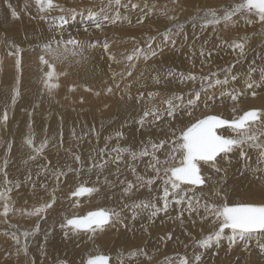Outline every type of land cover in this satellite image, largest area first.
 Masks as SVG:
<instances>
[{
	"label": "snow or ice",
	"instance_id": "snow-or-ice-1",
	"mask_svg": "<svg viewBox=\"0 0 264 264\" xmlns=\"http://www.w3.org/2000/svg\"><path fill=\"white\" fill-rule=\"evenodd\" d=\"M4 2L10 10L11 17L19 19V13L16 9L13 8L8 0H4ZM36 5L41 13L59 7L52 0H36ZM121 8L129 12L139 10V12L143 13V17L138 15V23H144L149 13H156L164 20L175 22L165 25V29L161 33L160 42L155 47L153 42L156 37H150L146 48H135L132 54L126 57L128 61L131 62L143 56L144 61L147 62L158 55L157 49L162 53L165 47L169 45L173 49L176 48V37L183 34L184 27L178 23L175 11L170 10L167 4L161 5L158 0H153L151 4H149L148 0H143L142 3L139 0L137 2H133V0H126V2L108 0V4H102L98 10L87 9L86 12L79 13L83 18L84 31L87 32L89 28L103 30L109 24L115 25L118 21L126 20L127 16H123L120 12ZM60 11L63 12L64 9L61 8ZM218 11L220 10L209 9L203 11L202 14H198L193 18V29L198 26L201 32L209 28L214 30L221 23L225 25L230 23L233 16L237 14H248L258 18V22L264 24V0H243L242 3L232 6L230 10L227 7L224 8L222 14H218ZM41 18L43 19V16ZM59 19L61 39L55 41L57 45L55 49L52 48V42L45 44L44 52L47 55H51L54 59H66L69 51H71L72 55H76V50L85 46L72 37L71 34H69L68 39H63L65 26L69 25L70 21H74L76 16H61ZM248 22L251 23V20ZM184 38L187 39L186 36ZM217 38L219 39V37ZM246 39L247 37H243L240 38V41H245ZM11 47L14 50L10 51L9 55L16 57L15 68L17 73H19L21 69V50L18 45H12ZM229 47L234 52L238 50V57L240 58L246 55V44L244 42L232 41L229 43ZM103 49L108 52L109 45L105 43ZM212 52V49L205 50L202 47L199 55L201 57H211ZM109 59L114 60L115 57L109 55ZM260 60L264 62V54L260 56ZM40 62L49 68L45 76L44 85L49 94H51L52 90L58 86L50 82L54 79L53 65L45 60L43 56H41ZM236 63H239V59H237ZM234 68L235 64H232L221 71L212 72L206 76L202 75L200 77V87L188 91L187 94L164 95L168 91L167 89L146 93L149 100L154 101L159 98V104L163 107L152 105L143 108L136 123L141 128L145 127V125L160 127L163 123H167L171 128V137L159 139L158 141L149 139L139 151H134L128 147H120L119 145L111 149L106 145L104 148L99 149V160L90 158L91 163L87 166V171L91 172L93 169H99L102 172L108 165H115V181H109L105 177L103 183L106 185L118 184L120 187V208L119 210L111 208L90 211L86 216H65L59 222L64 239H69L71 236L80 233H88L94 238L98 233H105L120 226L127 229L129 226L128 221L136 222L145 212H148L149 217L154 221L161 213L167 215L170 205L172 207H180V211L175 216V221L184 224L186 219L185 211L187 212V218L190 219L194 215H199L200 209L203 208L201 220L213 218L214 228L209 234L197 241L198 248L210 249L214 245L218 246L226 238L230 246L241 245L243 252L254 257L249 261V264H264V186L261 187L259 193L260 202H248L244 199V194L234 188L231 191L229 190L228 169L223 167L222 164L224 161L231 164V158L235 155L238 160H243L244 162L243 169L240 171L241 175H245L251 170L256 174L257 180L264 182V109H251L244 111L242 115H235L236 105L241 97L245 95V88L264 87V64L258 66L253 61V64L245 73L244 87L240 89H237L236 85L239 84L241 77L233 71ZM257 72L259 73L258 79L255 75ZM127 75L131 76L132 72H127ZM176 76L177 73L169 69L158 72L152 79L155 85H161L162 82L170 83ZM179 77L180 82H183L184 79L195 82L197 79L192 74L185 77L184 73H180ZM113 82L115 88L120 89V84L115 82V77H113ZM16 85L10 92V104H6L0 110V127L7 128L9 126V107L15 108L17 100L21 96L18 86L19 80L16 81ZM131 86V84H128L126 88ZM87 90L90 91V89ZM106 92L109 94L113 93V87H108ZM252 94L254 96L256 93L253 92ZM96 95H99V93L97 92ZM225 97L233 101L232 112L234 118L229 119L220 113L211 111L217 99L223 100ZM121 98L123 99L124 97L122 96ZM128 99L143 101L145 93H139L135 98L128 95ZM201 106L207 111L201 112L199 116L195 115ZM181 114L189 118L187 122L182 119ZM28 116L31 117L32 113L29 112ZM176 123L180 125L178 130L175 128ZM28 127L30 131L23 143L30 151L28 152V160L25 163L44 157L45 149L49 145L47 136L39 144H36L34 133L31 131V123L28 124ZM92 131L94 129L89 130V132ZM226 132L229 134H226ZM58 135L60 137L58 145L62 146V130ZM72 135L75 139L83 138L82 136L77 137L75 131H73ZM123 136V132L117 131L114 138L119 140ZM112 138L109 137V139ZM14 143L15 141L13 140L6 144L7 157L11 156ZM250 150H255L256 153V167L254 169L252 164L249 163ZM161 151L165 155L164 159H161L158 155ZM112 153H115V155ZM125 156L129 157L132 163H129ZM7 157L0 162V185L3 186L2 190H0V206H2L0 216L5 218L13 210L10 194L21 187V183L14 182L9 178V159ZM145 157L149 159L145 164V174L141 175L137 171L134 162L137 160L143 161ZM73 159L76 164L81 166L80 168L69 167L67 171H64L62 166L54 165L49 159L48 163L43 165L36 173L37 177L42 173L45 176L51 173L58 184L52 190L48 200L27 213L29 216L46 219L48 210L52 209L57 203L56 191H58L60 178L62 176L66 177L68 173H74L76 177L81 175L86 166L80 155L74 154ZM122 164L133 179L120 178ZM100 172L97 173L96 183H99ZM25 179L31 182L35 191L36 181H33L32 173L29 172ZM158 182L159 186L157 187ZM145 187L148 188L150 194L146 200L140 199L137 195ZM40 188L44 189L45 192L48 191L47 184H40ZM154 190L157 193L155 203L151 197V193ZM100 191L99 187H88L81 183L70 192L69 199L77 198L78 200L81 197L91 196L93 193H99ZM205 192L211 193V199L204 197L203 194ZM237 197H239V200L236 199ZM193 223H195L194 220ZM39 230L40 226L37 223L32 232L26 230L20 235L12 234L11 239L17 246V255L21 253L25 257L29 255L28 238L39 232ZM143 230L148 232V228ZM5 235H8V233L6 232ZM48 235L50 233L45 234V244H47ZM21 237H23V243ZM173 238L174 234L171 233L162 237L165 241ZM254 238H256V251L253 253L250 252V247ZM40 250L42 253L45 252L43 245L40 246ZM138 253L143 254L149 264H152V257L148 256L143 249H138L137 252H130L128 256L132 258L137 256ZM201 259V255L198 254L194 255L192 259L183 256L179 258L178 264H200ZM117 262L118 264H125L122 252L117 253ZM28 264H36V262L35 260H30ZM60 264H69V262L65 260L61 261ZM82 264H112V260L110 256L97 254L94 257L90 256ZM167 264H177V262L170 260Z\"/></svg>",
	"mask_w": 264,
	"mask_h": 264
},
{
	"label": "rangeland",
	"instance_id": "rangeland-1",
	"mask_svg": "<svg viewBox=\"0 0 264 264\" xmlns=\"http://www.w3.org/2000/svg\"><path fill=\"white\" fill-rule=\"evenodd\" d=\"M189 1H192V0H158V2L161 5L167 4L170 10L175 11V15L178 17V23L181 22V21H179L181 19V17L192 18V20H193L194 15H193L192 11H195L196 9L191 7L190 4H192V6H193L195 2L190 3ZM8 2L19 13V19H13L11 17V13H10V10H9L7 4L4 2V0H0V104L6 102L5 103V105H6L7 102L10 101V99H9L10 96L9 97L6 96V92L8 91L7 90L8 88H5V86L7 84L5 82H8L7 78L5 77L8 73V72H6L7 70H9L11 72V74H15V75H13L14 79L16 77H17L16 78L17 80L20 79L18 86H19L20 91H21V96L17 100L15 108H11V107L9 108V116H10L9 126L7 128L2 127L0 129V131L2 132V133H0L1 136H3L2 134H4V137H5L3 139V137L0 136V145H1L0 146V156H3V155L5 157L7 156L5 153L6 152L5 149L2 150V148L6 147V145H5L6 139L8 142L14 140L16 143L17 138L19 139V136H17V135L22 132V129H23L22 123L24 120L23 118L26 115H28V113H29L28 108L24 107L25 106L23 104L24 102L22 103V101H24V99H25V98H23V97H25L24 92L28 91V89H30L29 86L24 87V84H26L28 81H29L28 83L31 82L33 85L35 84V82H37L36 88H38L40 91L39 98L42 97V99H41L42 101L39 98L35 99L36 103L34 102V105L35 106L37 105V107L32 106V108L30 109L32 116L31 117L26 116L28 119V122L31 123V125H32L31 131L36 135V137H35L36 144H39L41 141L37 137L42 130L41 125H39V123H40L39 120L44 115H45L44 117H47L46 115H49V117H47L48 120L44 118V120L47 122L46 124L48 127L47 130L45 129L46 136H51L53 139L57 138V134H53L51 132V125H52L51 122L55 123V121L57 122V123H55L57 125H59L58 123H60V124L63 123L60 126H62L61 129H62V133L64 134L63 135L64 139L62 138L63 139L62 146H59L56 144L57 148L59 147L56 150L59 151V149H60V152L62 150L65 152V153L61 152V153H63V155H62L63 157L59 156L57 159L55 157H51V155H48L49 151L45 149V152L47 151L46 152L47 154L45 153L47 156L45 155L44 157L38 158L35 161H28L27 163L20 165L18 167V171H17L18 173L13 172V170H11L12 165H13L12 164L13 163V157L8 158L9 159V167L8 168L10 169V170L8 169L9 176L12 175L11 179L14 182L21 183V187L19 189L13 191V193L14 192L16 193V191H17V195L15 194L17 196V198L15 197V195L13 193L10 194L11 200H13L11 203L21 204L20 206H23V207H26L28 203L31 204V201H30L31 198L32 199L33 198H35V199L39 198V200L41 198L42 199L44 198V200H45L51 194L48 192H52V190L55 187H57L58 182L55 179V177H53L51 175V173H49L47 176H45L43 173L39 177H37V175L35 176V174L40 170V168L43 165L48 163L49 159L52 161L53 164L63 166L62 168L64 171H67V169L69 167L76 168V169L81 167L80 165H78L74 162V159H73L74 154H78L81 156L86 167L88 166L87 164L89 162H91V160L89 161V159H87V157H85V155H84V152H85L84 150H86V148L84 149L83 140H81V139L75 140L73 135L69 136L68 138L67 137L65 138V136H66L65 135L66 124H67V126L69 124H70L69 126H71V124L73 123L72 127L75 126L76 128H73L72 130H75L77 137H79V136L81 137V135L83 134V131L81 129L84 125H86L85 119H87L89 129H94V131L91 132V137H90V140H92V138L94 139L93 134H95V132H96V125H98V129H100V126H99L100 121L106 120L107 125H109L113 122H118V120H116V118H115L116 107H118L117 100L119 98H121L122 96L123 97L128 96V95L136 96V95H139V93H145V98L148 99L147 95H146L147 92H149V91L156 92V91H159L161 89H167L168 90L167 92L164 93V95L181 94V93L187 94L188 91L198 89L200 87V77L202 76V74H203V76H206L212 72L221 71L222 69L229 67L232 64H235V66L238 67L239 65H241L245 62V60H246L245 58H247V55L248 56L250 54L252 55L255 52L254 50L256 48L258 49L259 47L262 46L261 42H258L257 44L253 43L254 45L251 46L252 40H250V38L254 35H257L259 33V30L254 31L256 29L246 28L242 31L243 33H247V34H245L247 36V39L245 41L246 55L242 58L239 57V63H236L237 60L233 61L232 63L229 62V63L225 64L223 67L217 68L216 69L217 71L216 70H214L212 72L208 71L207 73H204L206 71H203V68L205 67V65H201L199 62H197L200 60L199 58H201V56L199 55V52H197V51H195V49H193V47H195L196 45H190L191 49H189V51L184 49V48H181V47L179 49V47H177L180 44L179 41H177L175 49H173L170 45L165 47V49L162 53L159 52V49H157L158 55L154 58L149 59L147 62L144 61L143 56H141L139 59H134L133 61L130 62L126 59V57L128 55L132 54V52L135 48H137V47L142 48V49L146 48V45L149 42L150 37H156V40L153 42V46L155 47L156 44H158L160 42L161 33L164 31L165 25L173 23V22H169V21L167 22V20H164L161 16H159L156 13H153V14L149 13V15L147 17L148 19L145 18L144 23H138V20H137L138 15L143 17V13L139 12V10L129 12V11H126V10L121 8L120 9L121 14L123 16H127L126 20L118 21L115 25L109 24V25L105 26V28L103 30H96L94 28H89V30L87 32H85L84 31L83 18L79 15V13L86 12L87 9L98 10L102 4L107 5L108 0H52V2L55 5H58L59 7L55 8L53 10H49L45 13L38 12L39 14L36 13V11H38V7L36 5V0H8ZM122 2H126V0H122ZM133 2H137V0H133ZM139 2L142 3L143 0H139ZM148 2H149V0H148ZM152 2H153V0H150L149 4H151ZM60 3H63L64 5H61ZM25 5H27V7H25ZM181 5H184L183 9L181 8ZM188 5L190 7H186ZM218 6H220V5H218ZM61 8L64 9L63 12L60 11ZM209 8H213V7L203 6V8H199L198 11L209 10ZM213 9L220 10V8H213ZM72 15H75L76 19L74 21H70L69 25H66L67 28H69V29L65 28L66 30H68V33L66 34L67 37L64 39H67L69 37V34H71V36L74 37L75 39L79 40L81 42V44L84 43L83 45L85 47L87 45H90V43H92V45H93L92 47H94L96 50H98L99 52L102 53L104 60L101 57V64H100L101 73H100L98 80L96 79L94 81H86L83 79L84 81H86V83L83 82V80L81 83V81H80L81 78L77 77V74L75 73L76 67L73 66V63H74L73 59L78 58V56L81 55L80 51H83L84 47H83V49H77L76 50L78 55H72L71 51H69L70 54H68V55L71 57V59L73 58L72 60L69 59L70 57L68 55H67L68 56L67 59L62 58L65 61L62 59L58 60V59H54V58H49V57H51V55L49 56V55L45 54L44 45L49 43V42H52L53 43L52 48L53 49L56 48L57 45H56L55 41L61 39V36L58 35V32L56 31V34L53 36L55 38H50V37H40V38L36 37L35 38L34 36L31 35L32 31L35 28L43 27V26H40L42 24H46V25L49 24L47 26L52 27L53 29L60 30V28H59L60 19L59 18L61 16L67 17V16H72ZM41 16H43V19L41 18ZM12 19L14 21L13 24L11 22ZM185 22H187V23H185ZM191 22L192 21H184L183 23H185V25L183 23H181V24L186 26V27L183 26L184 28H187L188 26L192 27ZM197 28H199V27L197 26ZM184 30H186V29H184ZM251 31H253V32H251ZM81 35H83V36H81ZM238 36L239 37H237V38L235 37L236 40L234 38H228V39L229 40L231 39L232 41L238 40L239 42H244V41H240V38H243L242 37L243 35L242 36L238 35ZM176 38L179 39L181 37L178 36ZM228 39L226 40V43H230L228 41ZM43 40H44V42H43ZM93 43H95V44H93ZM105 43H107L109 45L108 52H105L103 49V45ZM12 45H18L20 50H21V52H20L21 69H20L19 73H17L16 68H15L16 57L9 55V52L14 50V48L11 47ZM227 45H229V44H227ZM175 50H179L183 53L187 52L186 56H188L189 59H186V60H188V61L186 63L185 62L179 63L180 61H178V65H180V66H178L179 69H177V70L174 69L175 73H177V76H176V78H173L170 83L162 82L161 85H155L154 80L152 79L154 77L153 75H156V74H154V73H156L155 71H157V69L160 68L162 63L168 61V59L171 60L173 58H176ZM193 53H195V55H193ZM109 55L114 56L115 59L114 60L109 59ZM39 56L40 57L43 56L45 60L47 59V61H49V63L52 64L53 68H54V78L55 79H53L50 82L52 84H55L58 86L52 90L51 94H49V92L45 88V85L43 82L45 80L44 75L46 76L45 73H47V71H49V68L47 65L42 64L40 62ZM205 57H207V56H205ZM205 57H202V58H205ZM30 59H32V60H30ZM36 62L41 64V65L37 64ZM136 62H140V63H138V65H137ZM207 62H211V60L207 59ZM25 64H27L28 66ZM31 64H33L34 66L33 65L30 66ZM61 64H62V66H61ZM12 65L14 66L13 67L14 72L12 71V68L9 69V67ZM35 65H36V67H35ZM37 65H39V66H37ZM137 66L141 67V68L139 69ZM237 67L234 68L235 72L237 71L236 70ZM151 68H152V70H151ZM153 68H155V70ZM133 70H135V71H133ZM129 71L132 72L131 76L127 75V72H129ZM180 73H184L185 77L188 76L189 74L195 75L197 78L195 81L196 83H193V81H190L187 79H184L183 82L178 81V80H180L179 79ZM245 73H246V71H245ZM245 73L243 76L239 74V76L241 77L240 82H239L240 85L237 84L236 87H238V88H242V86L244 87ZM121 74H124V75H121ZM37 75L39 76V78ZM255 75L258 79L259 73L257 72ZM113 77H115V82L120 84V89L115 88L114 82H113ZM34 79H37V80L35 81ZM174 79H176L177 81H173ZM14 82L15 83H13L14 84L13 87H16L17 86L16 81H14ZM31 83H30V86L32 85ZM65 83H67V84H65ZM128 84H131L132 86L130 88H126V86ZM37 85H38V87H37ZM21 87L23 89V92H22ZM108 87H113V93L109 94L106 92V89ZM261 88H264V87H261ZM87 89H90V91ZM263 91H264V89H258L255 92L256 94L254 96H253V94H249V95H245V97L247 96L246 98L244 96L241 97L240 101L236 105V111H238L244 103H247L249 101L247 98L263 96V93H264ZM10 92H11V90H10ZM97 92L99 93V95H96ZM44 93H46V94H44ZM4 94L6 97L2 98L3 97L2 95H4ZM56 97H57V99H56ZM1 98L3 99V102L1 100ZM4 99H6V100H4ZM158 100H159V98L154 100L152 102V105L160 106ZM150 101H152V100H150ZM221 101L226 102V98H223V100H221ZM154 102H155V104H154ZM8 104H10V103H8ZM5 105L3 104L2 106H5ZM160 107H163V106L161 105ZM18 109H20V111H18ZM261 109H264V106ZM21 110H24V111L22 112ZM43 111L44 112L49 111V112L44 114ZM19 112L21 114H19ZM228 112H229V110H228ZM53 113H55V114H53ZM52 117H54L55 121ZM57 117H59V119ZM14 120H16V121H14ZM51 120H53V121H51ZM64 121H66L67 123ZM49 123H50V125H49ZM10 125L14 126V127L11 128ZM165 125H166V128L168 129L169 125L167 123H163L162 127H164ZM39 127H41V128H39ZM162 127H161V129L163 130L162 133L165 134L162 136L163 139H164V137H171V130L169 129L170 132L168 131V133L166 134L165 133L166 129H164ZM11 129L12 130L15 129V130L19 131L20 133H18L17 131L15 133V130L12 131ZM176 129L178 130L179 128L176 127ZM4 130L6 131L7 136H5ZM10 130L13 133H11ZM7 131L10 132L11 135ZM29 131H30V129H29ZM29 131L27 130L26 135L28 134ZM117 131H121L124 133L123 130H117ZM47 132H48V134H47ZM149 133L150 132H146L145 134H149ZM124 136L126 138L129 137L125 133H124ZM6 137H8V138H6ZM109 137H113V138L110 140ZM25 138L26 137L24 136V139ZM122 139H124V138H122ZM57 140H59V138H57ZM105 141L107 142V143H105L107 146H108V144L113 145L112 142H115V143L119 142V140H117V139L115 140L114 135L108 136L105 139ZM68 142H71V143H69L70 145L68 144ZM95 142L97 143L98 141H95ZM57 143H58V141H57ZM75 144H77V145H75ZM78 146H80V147H78ZM53 148L54 147H52V149ZM55 148H56V146H55ZM55 148L53 150H55ZM1 151L2 152L5 151L4 152L5 154L4 153L2 154ZM250 151L253 152V154H251V157L249 159V163L252 164V167L254 169L256 167V164L254 162L256 160L255 159L256 153H255V150H250ZM13 152H14V144H13V148H12V153ZM162 152L163 151H161V153ZM67 153H68V156H71V158L69 157L70 159H68V160L66 157H64L65 154L67 156ZM71 153L73 155H71ZM83 155L85 158H83ZM114 155H115V153H114ZM4 156L1 157L0 162L3 161L2 159L5 158ZM86 156H87V153H86ZM92 157H93V153H92L91 158ZM52 158H55V159L53 160ZM95 158H97V160H99L98 155ZM26 160H28V156H27ZM65 160H66V163L68 161L67 164L65 163ZM53 161H55V162H53ZM238 161H239V163L237 162L235 164L236 169H234L233 173L231 172L228 174L229 190L231 191L234 188L238 192H240L241 194L245 193L246 195L244 194V199L247 200L248 202L259 203L260 202L259 193L261 191V187L264 186V182L257 180L256 174H254L251 170L247 172V175H241L240 171L243 169L242 166L244 165V162H243V160H238ZM136 162L137 161H135L134 163H136ZM238 166H240V167L238 168ZM29 172H31L34 175V176H32L33 181H36V183H40V184L43 183V184L48 185V191L45 192V195L43 193L39 194L40 190L34 191L32 188L31 182L26 181L25 178ZM13 173L17 174V175H14ZM68 174L72 175L74 173H68ZM231 175H233V176H231ZM63 177L67 178L68 175L66 177L62 176V178ZM248 178L250 180H247ZM63 181H65V180L63 179ZM63 181L61 179V182L58 185V188H59L58 191L61 190L62 185L64 183ZM245 181H246V183H245ZM248 181H249V183H247ZM158 185H157V187H158ZM0 186H2V185H0ZM51 187H52V190H51ZM2 188H3V186H2ZM2 188H0V190H2ZM67 188H69V187H66L64 190H66ZM143 189H146V188H143ZM241 189H243V190H241ZM58 191H56V192H58ZM146 191L149 192L148 189H146ZM140 192H141V190H140ZM154 192H155V190L152 192V194ZM139 193H137L138 196H139ZM205 193H207V192H205ZM41 194H43V196ZM248 195H250V196H248ZM252 195L254 196V198L251 197ZM14 197H15V199H13ZM84 197H86V196H84ZM84 197H81L79 199H82ZM28 198H30V199H28ZM58 199H59V197H58ZM72 199H74V198H72ZM75 199H77V198H75ZM236 199L239 200V197H237ZM44 200H43V202H44ZM24 203H26V205ZM179 211H180L179 206L172 207L170 205L168 214L167 215H165L164 213L161 214L162 215L161 222L166 223V225L164 227H158L157 221H155V220L153 221V219H148L147 216H149V214L147 212L143 213L145 216L144 228H148V232H146V236L143 238V245L148 246V245L152 244L156 240V238H158V237H161V239H162V237H165L169 233L174 234V238L172 240L165 241L163 239L164 240V246L157 250V251L162 250L163 253L161 255H165L164 257H162L164 259L163 261L160 259V264L161 263L167 264V262L170 260H175L178 264V260L180 257L187 256L189 259H192L194 257V255H197V254L201 255V257H202L200 264H249V261L254 258L253 256H249L248 253L243 252L241 245L230 246L229 242L226 238L224 240H222L218 246L214 245L210 249L204 250V249L198 248L197 247V241L199 240V237L201 235L205 236L209 232H211L213 229H210V227L199 229L196 233L197 235L195 238L187 240V241L182 243L181 239L183 237H182V234L180 233V231L178 230V227L176 226L178 224V222L176 223V221H175V216L177 215V213ZM11 212L12 211H10V213L8 215V216H10V218H9L10 220H11V217L13 216V212L12 213ZM185 217H186V219H188L186 211H185ZM43 220H45V219H43ZM11 222L16 223L14 221H11ZM12 223H8L6 220L1 221L0 222V234H5L6 232L9 233V229H10V226ZM38 233L39 232H37L36 234H38ZM85 234H87V233H85ZM122 235L128 236L129 234H126V233L120 234V236H122ZM38 236L40 237V235H38ZM255 239L256 238L253 239V242H252L251 247H250V252H253V253L256 251ZM54 243L60 244L62 246L63 250H61V252L56 251V250L53 251L49 247H44L45 253H46L45 256L50 260V261L48 260L50 263L47 261L46 264H60L61 260L65 261V259H66V261L70 262L72 257H71V255L66 254V253H68L66 244L63 241H61L60 239H56L54 241ZM30 246H34V243L30 244ZM2 248H3V246H0V249H1L0 253H1V251H3L2 255L0 254V262L3 261L4 262L3 264H15L14 262L11 263L10 262L11 258L8 259L9 257H7V256H10L8 254L9 251L7 252V250H10L13 248H11V247H7L9 249H7V248L2 249ZM128 249L131 251H134L136 248L135 247H132V248L129 247ZM6 252L8 255H6ZM31 253L33 255V251ZM52 254H54V257L52 256ZM14 255H17L16 252ZM95 255H97V254H95ZM103 255H106V254H103ZM1 256H3V257L1 258ZM91 257H94V255H91ZM165 260H166V263L164 262Z\"/></svg>",
	"mask_w": 264,
	"mask_h": 264
},
{
	"label": "bare ground",
	"instance_id": "bare-ground-1",
	"mask_svg": "<svg viewBox=\"0 0 264 264\" xmlns=\"http://www.w3.org/2000/svg\"><path fill=\"white\" fill-rule=\"evenodd\" d=\"M149 2H150V0H149ZM189 2L190 3H194L195 2L194 3L195 6L194 5L192 6V4H190L191 7H193V8L196 9L195 11H192L193 12V15H194L193 18H195L198 14H202L203 11H198V9L199 8H203V6H205V7H209L210 6V7H213V8H220V11H218V14H222V9H224V8L227 7L230 10V8L232 6H235V4H237V3H242L243 0H192V1H189ZM60 4L61 5H64L63 3H60ZM218 5H220V6H218ZM183 6L184 5H181V8L182 9H183ZM186 7H190V6L188 5ZM213 8H209V9H213ZM38 12L39 11H36V13H38ZM151 14H153V13H151ZM183 18L184 19L186 18V19L184 20ZM249 20H251V23L248 22ZM179 21H181L180 22V24H181L184 21H193V20H192V18L181 17V19ZM11 22H12V24L14 23L13 19L11 20ZM185 23H187V22H185ZM185 23H183V24L185 25ZM47 25H49V24H47ZM47 25L46 24H42L40 26H43V27H41V28H35L32 31L31 35L34 36L35 38L36 37H39V38L40 37L55 38L53 36L56 34V31L58 32V35H60V30L53 29L52 27H49ZM184 27H186V26H184ZM65 28H67V26ZM246 28L256 29L254 31L259 30V33L257 35H254V36H252L250 38V40H252L251 46H253L254 44H257L258 42H261L262 46L259 47L258 49L256 48L257 50L255 49L254 50L255 52L252 55L251 54L249 56L247 55V58H245L246 60H245V62L243 64L239 65L238 67L235 66V67H237L236 68V70H237L236 72L238 74H240V75L243 76L244 73H245V71L247 72L248 68L253 64V61H255L256 65H258V66L264 64V62H262L260 60V56L262 54H264V24L259 23L258 22V18H256V17L250 16L248 14H244V15L237 14L236 16H233L232 21L230 23H228L227 25H225V24L222 23V24L216 26V28L214 30L212 28H209L208 30H205L203 32H201L199 28L193 29V27L188 26L187 28H184L186 30H184L183 31V34L179 36L181 38H179V39L176 38L177 41L180 42V44L177 47H179V49L181 47V48H184V49H186V50L189 51V49H191L190 48V45H196L195 47H193V49H195V51H197L199 53H200V50H201L202 47L205 50L212 49L213 52H212L211 57H205V58H202L201 57V58H199L200 60L197 61L201 65H205V67L203 68V71H206V72H204V73H207L208 71L209 72H212V71L216 70L217 68L223 67L225 64H227L229 62L232 63L233 61H236L237 58L239 59V57H238V50L234 52L233 49L231 47H229V45H227L229 43H226V40L228 38H234L235 39V37L236 38L239 37L238 35H241V36L243 35L242 37H247L245 35L247 33H243L242 32ZM67 29H69V28H67ZM65 30L63 32V39L67 37L66 34L68 33V30H66V31ZM251 32H253V31H251ZM83 35H81V36H83ZM185 36L187 37V39L184 38ZM197 37H199V38H197ZM217 37H219V39ZM228 41L231 42L232 40L231 39L230 40L228 39ZM245 41H244V43H245ZM43 42H44V40H43ZM93 44H95V43H93ZM92 46H93L92 43H90V45H87L86 47H84V49L82 48L83 51H80V54L81 53L82 54L80 56H78V58H74V59L72 58L74 60L73 66H75L77 68V69L75 68V73L77 74V77L81 78V80H80L81 83H82V80L83 79L86 80V81H94L96 79L98 80V78L100 76V73H101V69H100L101 57H102L103 60H104V58L102 56V53L99 52L98 50H96ZM175 53H176V58L177 59L176 58H173L171 60L168 59V61L165 60L166 62L163 61L164 63H162V65L160 66V68L157 69V71H155L156 73H154L153 71L152 72L157 75L158 72L167 71L169 69H171L172 71H174V69H176V70L179 69L178 66H180V65H178V61H180L179 63H183V62L186 63L188 61V60H186V59H189L188 56H186V53L187 52L183 53V52H181L179 50H175ZM68 54H70V52ZM76 55H78V54H76ZM49 58H53V57L51 56ZM69 59L72 60L71 57ZM207 59H210L211 62H207ZM30 60H32V59H30ZM62 60H64V59H62ZM138 63H140V62H136L137 65H138ZM37 64H39V63H37ZM25 65H27V64H25ZM32 65L33 64H31L30 66H32ZM39 65H41V64H39ZM39 65H37V66H39ZM61 66H62V64H61ZM13 67L14 66L12 65V66L9 67V69L12 68V71L14 72V68ZM35 67H36V65H35ZM138 68L140 69L141 67H138ZM155 68H153V69L155 70ZM135 70H133V71H135ZM151 70H152V68H151ZM234 70L235 69H233V71ZM6 72H8L7 75L5 76L7 78V81L8 82H5V83H7L6 86H5V88H8L7 89L8 91L6 92V96L9 97L10 96V90H11V88H13V85H14L13 83H15L14 81H17V79H16L17 77L14 79V76L13 75H15V74H11V72L9 70H7ZM156 75H153V76H156ZM44 77H45V75H44ZM38 78H39V76H38ZM179 79H180V77H179ZM34 80L36 81L37 79H34ZM84 80H83V82L86 83V81H84ZM173 81H177V80L174 79ZM178 81H180V80H178ZM27 83L26 84L23 83L24 84V87L25 86H27V87L29 86L30 89L27 88L28 91H25L24 92L25 93V97H23V98H25V99H24V101H22V103L24 102L23 103L25 105L24 107L25 108H28V111L31 112L30 109L32 108V106H35L34 105V102H35V99L36 98L37 99L39 98L40 91H39L38 88H36V83L37 82H35L34 85L30 82L32 84L31 85L32 87L30 86V83H28L29 85ZM193 83H196V82H193ZM65 84H67V83H65ZM238 85H240V84H238ZM37 87H38V85H37ZM21 89H22V87H21ZM238 89H240V88H238ZM258 89H264V88H261V87H255L254 89H247V88H245L244 89L245 90V95L252 94L253 92H256ZM22 92H23V89H22ZM44 94H46V93H44ZM245 95H244V97H245ZM2 96H3L2 98H5L6 97L5 94L2 95ZM137 96L138 95L132 96V97L135 98ZM2 98H1V100L3 102V99ZM225 98H226V102H222L221 99L218 98L217 101H216L215 106L211 109V111L220 113L224 117H227L229 119L234 118V114L232 112L233 101H231L227 97H225ZM39 99L41 100L42 97H40ZM56 99H57V97H56ZM247 99L249 101L247 103H244L240 109L238 108L239 110L236 111V113H235L236 116L242 115L244 111L251 110V109H261L264 106V93H263V96L251 97V98H247ZM4 100H6V99H4ZM152 102L153 101H150V100H148L146 98L143 101H140V100H137V99L129 100L128 99V96H124L123 99L122 98H119L117 100L118 107H116V114H115V118H116V120H118V122H113V123L107 125V121L106 120L100 121L99 122L100 129H98V125H96V132H95V134H93L94 139L92 138V140H90L91 132H89L90 129H89L88 121H87V119H85V122H86V125L87 126L86 125H84L83 127L81 126L82 127L81 130L83 131V134L81 135L83 138L81 140H83L84 149L86 148V150L83 149L85 151L84 152L85 157H87V159H89V161H90L91 160L90 158H91L92 153H93V157L92 158H95L98 155L99 149H102V148H104L106 146L105 143H107V142L105 141V139L108 136H110V135H112V136L114 135V137H115V133H116L117 130H123L124 133L126 135H128L129 137L126 138L125 136H123L124 139H119V142H116V143L115 142H112L113 145L112 144L111 145L108 144L109 149H111L114 146L119 145L120 147H128V148H130V149H132L134 151H139L143 147V144L144 143H147V141L149 139H152L154 141H158L159 139H163L162 136L165 135V134L162 133L163 132V130L161 129L162 125H161V127H156L154 125H152V126L145 125V127L141 128L140 125L136 123V120L138 119L139 114L142 113V109L145 108V107L152 106ZM5 103L0 104V110H2L3 107L6 106ZM8 103H10V101L7 102V104ZM3 104L5 106H2ZM154 104H155V102H154ZM35 107H37V105ZM228 110H229V112H228ZM18 111H20V109H18ZM21 111L23 112L24 110H21ZM203 111H207V110L204 109L203 106H202L200 108V110H198L197 113H195V115L199 116L201 114V112H203ZM48 112L49 111L44 112V114L45 113H48ZM19 114H21V113L19 112ZM53 114H55V113H53ZM26 116H28V115H26ZM26 116L23 118L24 120H23V123H22V126H23L22 132L20 133L19 131L13 129V130H15V133H16V131L18 133H20V134L17 135V136H19V139L17 138L16 143H14V152L10 156V157H13V163H12L13 165H12V168H11V170H13V172H17L18 171V167L20 165L25 164V160H26V158L28 156V152L30 151V149H28V147L23 143L24 136L26 137L27 136L26 135V132H27V130L29 131V129H28L29 128L28 127L29 122H28V119H27ZM44 116H42L40 118V120H39L40 123L38 122L39 125H41L42 130H41V132H40V134L38 135L37 138L39 140H41V141L46 136L45 129L47 130V128H48L47 127V124H46L47 122L44 120V118L47 119V117H49V115H46L47 117H44ZM181 116H182V119L185 122H187V120L189 119L187 116H185L183 114H181ZM52 118L54 119V117H52ZM57 118L59 119V117H57ZM14 121H16V120H14ZM51 121H53V120H51ZM54 121H55V119H54ZM66 121H64V122H66ZM53 123L54 122H51V124H52L51 125V132L53 134H57V138L60 139V137H59L58 134L61 132L60 130H62L61 129L62 126H60V125L63 124V123H61V124L58 123L59 125L55 124V123H57L56 121H55L54 124ZM72 124H71V126H69L70 124L68 126L66 124V128H65V135L66 136H65V138L66 137L68 138L69 136H71L72 133H73V131H75V130H72V129L73 128H76V127L75 126L72 127ZM49 125H50V123H49ZM179 126L180 125L178 123L175 124V128L176 127L179 128ZM10 127L12 128L14 126H11L10 125ZM41 127H39V128H41ZM1 128L2 127H0V129ZM162 128L166 129V131H165L166 134L168 133L169 129L171 130L170 127L167 129L166 128V125L164 127H162ZM11 130H10V132L13 133L12 132L13 130L12 131ZM221 131H224V130H221ZM10 132H8V133L10 134ZM48 132H47V134H48ZM146 132H150V133L149 134H145ZM0 133H2V132L0 131ZM4 133H5V136H7L5 130H4ZM226 134H229V133L226 132ZM2 135L3 136H1V134H0V136L3 137V139H4L5 138L4 137V134H2ZM34 137H36L35 134H34ZM6 138H8V137H6ZM47 138H48V141H49V145L46 148V150L49 151L48 152L49 153L48 155H51V157H55L56 159L59 156H62L63 153H61V152H64V151L62 150L60 152V149H59V151L56 150V149L59 148V147L57 148V145H58L57 141H59V140H57V138L56 139H53L51 136H47ZM62 138L64 139V136ZM164 138H166V137H164ZM95 141H98V142L96 143ZM7 142L8 141L6 139L5 145L7 144ZM69 143H71V142H68V144ZM75 145H77V144H75ZM55 146H56V148H55ZM52 147H54L56 151L53 150L54 148L52 149ZM78 147H80V146H78ZM3 149H5V148H2V150ZM4 152L5 151H3L2 154ZM86 153H87V156H86ZM112 154L114 155V153H112ZM251 154H253V152H251ZM6 155H7V153H6ZM71 155H73V154L71 153ZM84 155H83V158H85ZM158 155L160 156L161 159H164L165 158V155H164L163 152L162 153L159 152ZM3 156H0V159ZM64 157H66L67 160L71 158V156H68V153H67V156L65 154ZM5 158H3V159H5ZM7 158H9V157H7ZM55 158H52V159L54 160ZM125 158L128 160L129 163H132L129 157L125 156ZM95 159L97 160V158H95ZM105 159H107V157H105ZM148 159L149 158L145 157L143 159V161L142 160H137V162L135 163L136 164V167H137V171L141 175H144L145 174V171H146L145 170V164H146V162H147ZM53 162H55V161H53ZM237 162L239 163L237 157L235 155H233L232 158H231V164H229L227 161L222 162V164H223V167H225V168L228 169V174H229L231 172L233 173L234 169H236V165L235 164ZM65 163H66V160H65ZM67 163H68V161H67ZM90 163L91 162H89L87 165H90ZM177 163H178V160H177ZM240 166H238V168ZM85 168L86 169L81 173V175L79 177H76L75 174H72V175L71 174L70 175L68 174V177L67 178H64V177L62 178L61 177L62 181H63V179L65 181H63L64 183L62 185L61 190H59L58 192H56L57 203L53 206L52 209H49L48 210V212H47V218L45 220L40 219L39 217H36V216H29L27 214L28 212L34 210L35 207H39V205L43 202L44 198L43 199L41 198L40 200H39V198L38 199H35V198L32 199L31 198V200H30L31 201V204L28 203L26 207L20 206L21 204L11 203V206H12V209H13L12 210L13 216L11 217V220L9 219L10 216H8L7 218H5L3 216H0V222L1 221H4V220H6L8 223H12L11 221L16 222V223H12L11 224L8 235L0 234V246H3V248H5V249L7 247L13 248V249L7 250V252L9 251L8 254L10 253V256H7V257H9L8 259L11 258L10 262L11 263L14 262L15 264H28V262L30 260H35L36 264H41V263L42 264H46V262L49 259L45 256V252L44 253L41 252L40 246L43 245L44 247L51 248V250H53V251L56 250V251H60L61 252V250H63L62 249V246L60 244H55L54 243V241L56 239H60L67 246V252L68 253H66V254L71 255V257H72L71 260H70V262L68 261L69 264H82L83 261H86L91 255H94L95 256V254H106L107 256L110 255L111 260H112V264H118V262H117V253H119V252H122L123 253V259L125 261V264H149L148 260L145 258V256L143 254H139L138 253L137 256L132 257V258H129L128 254L130 252H137L138 249L145 250L147 252V255L152 257V264H156V263L157 264H160V259L163 261L164 259L162 257H164L165 255H161L163 253L162 250H160V251H157V250L159 248H161V247L164 246V240L161 239V237H158V238H156V240L152 244H150L148 246L143 245V238L146 236V232H144V230H143L144 229V226H145L144 225L145 224V216H144V214H142L137 219V221L134 222V223L132 221H128L129 226H128L127 229H125L123 226H120V227H117V228H114V229H110V230L106 231L105 233H98L94 238L90 234H88V233L87 234L80 233V234H76V235L71 236L69 239H64L63 232H62V230L60 228L59 222L65 216H67V217L83 216V215L86 216L90 211H98V210H100L102 208L103 209L115 208L116 210H119V208H120V203H119V201H120V187L118 186V184L113 183V184H107L106 185V184L103 183L105 177H107L109 181H115V179H116V177L114 175V173H115V165H111V164L108 165L102 172H100L99 169H93L91 172H89V171H87V167H85ZM98 172H100L99 183H96L97 173ZM120 172H121V177H120L121 179H124V177H127L128 179H133V177L125 169V167H124L123 164L121 165ZM14 175H17V174H14ZM245 175H247V173ZM11 176H9L10 179H11ZM32 176H34V175L32 174ZM35 176H36V174H35ZM231 176H233V175H231ZM61 179H60V182H61ZM247 180H250V179L248 178ZM246 181H245V183H246ZM81 183H84L88 187H92V186L99 187L101 189V191L99 193H93L91 196H86V197H84L82 199H79V200H77L75 198L74 199H69L70 192L74 189L75 186H77V185H79ZM247 183H249V181ZM66 187H69V188H67L66 190H64ZM0 188H2V186H0ZM145 188L148 189L147 187H145ZM146 189H143V188L141 189V192L139 193V197L141 199H144V198L145 199H148L149 198V195L150 194H149V192L146 191ZM35 190H37V191L40 190L39 194L40 193H43L45 195L44 189L40 188V183H36V189ZM51 190H52V187H51ZM241 190H243V189H241ZM48 193H51V192H48ZM13 194L14 195L15 194L17 195V191H16V193L14 192ZM43 194H41V195L43 196ZM16 195H15V197L17 198ZM156 195H157L156 191L153 194L151 193V197L153 198V202L154 203H155V196ZM248 196H250V195H248ZM15 197L13 199H15ZM58 197H59V199H58ZM204 197H206L208 199H211V193L210 192L205 193L204 194ZM251 197L254 198L253 195ZM48 198H49V196L44 201L48 200ZM28 199H30V198H28ZM12 201L13 200H11V202ZM74 201H75V204H74ZM24 204L26 205V203H24ZM0 211H2V206H0ZM161 214L157 218L154 219L155 221H157V226L158 227H164L166 225V223L161 222V219H162V215ZM202 215H203V208L200 209L199 215H194L190 219L189 218L188 219H185V223L184 224L178 223L176 225L178 227V230L182 234V237H183L181 239L182 243L185 242V241H187V240H190V239L195 238L196 235H197L196 234L197 231L199 229H201V228H207V227H210V229H213L214 228V224L212 223V219L213 218H209L208 220H203L202 221L201 220V216ZM147 218L148 219H151L149 216H147ZM193 220L195 221V223H193ZM37 223H39V226H40L39 233L38 234L35 233L33 236H30L28 238L29 255L27 257H25L23 255V253H21L20 255H14L15 252H16L17 246L14 244V242L11 239L12 234L13 233H16V235H20L23 231H26V230L29 231V232H32V230L34 229V226ZM46 233H50V235L47 236V244H45V234ZM122 233H126V234H129V235L128 236H123V235L120 236V234H122ZM38 235H40V237ZM205 236H202L201 235L199 237V239H201V238H203ZM21 241L23 243V237H21ZM33 243H34V246H30V244H33ZM129 247H131V248L132 247H135L136 249L134 251H131V250L128 249ZM7 249H9V248H7ZM32 251H33V255L31 253ZM2 252L3 251H1V253H0L1 255H2ZM7 252H6V255H8ZM3 256H1V258ZM52 256L54 257V254H52ZM164 262L166 263V260ZM3 263H4L3 261L0 262V264H3Z\"/></svg>",
	"mask_w": 264,
	"mask_h": 264
}]
</instances>
